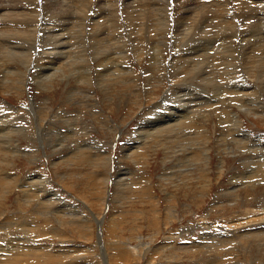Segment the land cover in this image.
Returning a JSON list of instances; mask_svg holds the SVG:
<instances>
[{"label":"rangeland","instance_id":"obj_1","mask_svg":"<svg viewBox=\"0 0 264 264\" xmlns=\"http://www.w3.org/2000/svg\"><path fill=\"white\" fill-rule=\"evenodd\" d=\"M224 1L217 0V6H220L222 9H224L223 6H227L229 11L227 8H225L226 10L224 9L225 11L221 9L216 11L218 7H215V5L214 11L209 10V8L204 10L206 12L203 11L206 16L209 15V18L211 16L210 20H218L217 22L222 23V25L218 24L221 28L225 26V23H223L225 21L222 20L223 17L221 15L223 14L227 18L228 16L224 13L226 12L228 13L227 15L234 16L236 11L234 6L241 5V2L264 8V0H227L226 5L223 4ZM44 2L45 0H36V3L41 4V6ZM103 2L105 1L101 3L102 9L100 6L102 12H109L111 9L117 8L120 10V14L117 13L120 19H124L126 14L121 10L119 0H115V2L108 0L106 1L107 3ZM149 2H144L143 5ZM37 4L36 9L38 10ZM137 4L142 5V1L137 0L131 5L136 7ZM87 9L88 7L85 10L89 13L90 8ZM199 14H194L197 15L194 17L202 16ZM121 15H123V18ZM217 15L220 16L218 17ZM40 16L42 17L43 15L41 14ZM43 19L40 24L44 22ZM105 19V17H102L100 20ZM120 19L119 21L122 22ZM232 19L234 18L232 17ZM254 19L252 20H257V18ZM236 20L234 22L240 24L238 19ZM188 22L187 27H185L187 29L190 27L195 29L191 32L196 33V37H199L197 40L200 42L203 39L206 40V36L200 34L198 31L197 22L193 23L191 21L193 24L190 21ZM205 22L208 26H205ZM205 22L203 23V27L205 26L204 30H213L212 32L215 35V28L211 27L206 20ZM172 25L174 28V25H176L175 20ZM261 25L264 27V23ZM40 26L42 27V24ZM88 28L85 31L83 30L79 38L80 41L78 40L79 42H77L82 45L86 40V47L88 46V49L90 48L89 50H92L90 46H93V44L97 45L96 43L101 42L102 37L99 32L98 37L95 31L90 30L92 26L90 27L89 25ZM219 28L217 27L216 29ZM241 28L243 30V27ZM105 31L106 34H110L112 37L118 36L115 32H112V34L110 31L107 33L108 30ZM39 32L40 34H38L37 38L39 41L35 39L31 47L33 56L38 54L41 56L42 51L46 50L44 48L50 42L49 38L46 41H41L39 37L44 32ZM91 36L93 38L95 36L97 37L92 39ZM107 36L105 35V38ZM171 37L172 35L169 34L165 39L169 45H171ZM138 38L140 39L139 41L137 40L138 42L136 41V44L143 46V51L141 52H144L146 56L141 54L143 57H141L142 63H140V61L136 60L134 53H128V62L139 73L138 78L135 80L127 81L124 78H115L113 81L91 79L90 81L84 80V84L79 83L76 85L77 81L81 80L68 76V72L66 71L63 76L60 77L58 75L55 77L54 80L56 81L52 80V83L49 82L43 86L39 81L37 82L36 74L34 73L43 70L44 67H38L36 63L32 62L27 71L29 76L25 80L26 84L22 85V89H25L23 92L22 90L19 92V90H16L12 86L8 87L7 85L4 88H0V108L2 109H0V113L3 111L10 114L15 113L10 119H15L16 121L12 120L10 124H22L25 128L29 127L31 129L30 136H24L23 138V135H19V132L22 133L19 130L20 127H14L16 129L12 133L14 140L9 141H11V144L14 142L19 144V152H15L16 155L14 154V150H11L12 147L8 148L9 145L5 143V141H8L5 140L3 142L1 140L3 146H1L0 156H6L7 160H3L0 157V168L14 175L12 176L14 179L12 183L15 182L13 184H17V186L15 187L11 182L6 184L7 182L5 180L3 182L0 180V193L4 188L7 189V195L5 194L4 198L0 199V248L6 247L9 241H11V238L21 245L31 240L33 241L32 245L39 248L37 253H47V255L25 258L23 261H26L28 264H72V261L73 264H92L94 262L96 264L97 262L102 263L104 261L101 255L99 256L101 250L97 248L98 236L102 233V239L107 248L108 264H264V237H248L242 239L241 243H238L239 240L235 237L239 233H242L243 236H250L251 234L247 231L249 228H256L260 231L259 227H261L264 230V180H262L264 176H259L258 180L257 178H255L256 180L254 179L256 182L255 186L243 183L245 182L243 176L247 170L251 169V163L253 162L251 159L255 154L241 141L239 144L240 147H236L232 136L227 132L223 136V139L229 137L228 139L226 138L228 141L221 140V135L224 133L226 127L230 124L232 125L231 120L233 122L235 121L232 119L234 112L240 111L241 108L244 109L243 107H239L241 103L237 104L238 102L236 101L234 103L230 95L227 94L229 97H227V102L234 110L230 111L231 114L229 113L227 115L226 120L225 118L221 119V113L218 109V107H221V104L219 106V104L213 102L215 99L212 95V81L200 82L197 78L193 79L197 89L186 90L188 91L187 94H192H188V97L192 99V108L188 109L192 110L190 112L192 119L197 120L196 131L204 132L206 130L208 139L204 140L205 138H202L201 135L193 131L192 137L193 139L195 138L194 141L196 142H193V147L198 150L196 151V155L198 156H195L191 160H187L188 158L185 157L183 151L185 152L187 148H192L189 141L193 140H181L180 143L185 142L186 144L184 143V145L187 146V148H182V144H179L177 141H166L162 138L163 136H157L155 130H150L154 122L162 119V113H169L166 112L165 106L168 102L170 104L175 103L174 93L178 94L177 97H181L184 93L182 92V87H174L176 86L175 76L183 79L185 74H176L173 67H171V61L175 60L172 62L175 63L179 58L189 63L190 61L201 62L199 64L201 67L198 66L201 70L197 71L196 69V75L200 76L204 72L203 70L206 71L208 66L211 68L212 64H206L207 62L202 63V59H199V57L202 58L203 56L198 55L206 53L207 51V54H213V48H207L206 50L190 48L198 43H196L197 40L195 41L196 44L188 40V42L185 41L179 44L186 46L173 47V49L171 46H163L161 47L163 49L160 51V47L158 48L159 50L153 48L156 45V40L160 37H156L155 35L152 39L148 36L145 38L140 36ZM89 39L90 41H88ZM232 40L237 45H242L240 38H234ZM105 41L107 40L104 39L103 43ZM217 42L220 44L221 40ZM217 42L215 43L216 47L219 46ZM121 43L118 45L121 47L125 46V42ZM74 46H77L73 51L74 56L76 59H79L86 52L82 47L84 45L79 47L74 42ZM215 46L214 49L216 48ZM259 49H262V47L259 46ZM151 53L152 55L158 53L154 56L163 57L161 63L153 62L154 59L152 58L151 60L150 58L152 56ZM101 57L96 62H92L93 70L98 69V61ZM45 59L48 60V58ZM95 63L97 64L95 65ZM7 65L13 67L21 66L17 61L13 64L9 62ZM163 65L166 66V69H164L165 66L163 67ZM192 65L193 63L189 64V66ZM148 69L149 71H147ZM160 70L163 71L161 72ZM145 73L152 77L154 75L150 82L149 80L151 78L146 79L147 77H144ZM236 74L237 82L247 79L246 83L252 86L260 82L256 77L251 79L245 75L241 67L237 68ZM2 75L3 73H0V78L3 77ZM160 75L165 79L160 81L158 79ZM168 77H170V80ZM225 82L233 84L234 81L232 82L230 78L221 80V84ZM77 86L79 87V94H76L77 91H74ZM206 86L208 89H205ZM144 87L146 88L144 89ZM149 87L150 90L153 89L154 91L151 98L146 97ZM261 88H259L256 94L264 101V95H262L261 91L263 87ZM138 89L140 90L138 91ZM89 90L91 91V100H88L89 97H87ZM169 91L170 93L166 95L165 92L167 93ZM163 94L166 96L164 97ZM197 94L206 95H203L204 97H208L207 94H209L210 101L211 99L212 101L207 102H210L212 106L205 105L201 107L199 105L200 100L195 99ZM236 94L242 95V92ZM30 95L34 99L33 101H35L33 103H35V107L37 108L35 110L36 116L42 120L43 129L40 131L35 127V122L32 120L34 118L32 116L30 118L28 110L23 108L25 105L31 103ZM171 95L173 96L172 101H170ZM161 99H163V102ZM201 99L203 98L201 97ZM250 99L252 97L248 96L247 101ZM154 105L157 108L153 109L152 106ZM12 109L14 110L13 113ZM247 111H241V119L243 122L241 125L242 130L238 131L241 137L238 138L240 140H250V143L255 145L264 143V113L254 114L250 110ZM203 115H205V118ZM209 117H211L210 120ZM202 118L205 120H201ZM162 125L160 124L158 126ZM16 131L18 135L14 134ZM147 131L151 135L149 136L150 138L145 137ZM61 134L62 136H60ZM152 135L154 137L157 136L155 137L157 140H153ZM197 138L200 140H196ZM136 141H145L146 144L142 147V151L140 150L137 154L133 155L130 152H134V148L132 151H128L127 147L135 144L134 142ZM203 143L204 145L208 143V146L210 148L212 147L209 151L210 169L207 171L210 175L209 180L204 179L202 172L203 163L196 158L202 156L204 150ZM16 144L14 145L16 146ZM219 145L223 146L220 148ZM137 146L135 144V147ZM82 148L84 149L82 150ZM224 148H226L225 151L222 150ZM8 150L10 153H7ZM95 151L99 154V157L102 154L101 151L106 153L103 157L108 153L113 154L110 167L105 165L106 161L97 157L98 154ZM256 152L258 155L257 159L260 160L263 152ZM11 154L13 155L11 156ZM8 160L13 162L11 166L7 163ZM186 166L191 171L181 173L180 171H185ZM186 174H189V176ZM32 176H34V184L28 187L22 186L26 183L28 185V182H31L29 179L33 178ZM101 176L103 178L105 176L106 178L103 179ZM41 177L45 180L44 185L40 183ZM145 180H148L151 184L149 188L147 187V191L143 187ZM127 185L131 188L129 186L127 187ZM235 186L236 188H234ZM22 187L25 189H34V193H25V191L23 193ZM149 189H151V192ZM50 191L58 193V196H52L54 198L48 201ZM148 192L152 193L154 197L151 198L152 196L151 194L148 195ZM34 194H39V198ZM43 199L47 201L43 202ZM94 214L101 219L102 230L98 229L100 227L97 222H94ZM259 216L261 217L259 218ZM81 218L83 223L80 220ZM84 220H88L89 222L87 221V223L89 224H86ZM242 235L239 236V239H241ZM202 237H205L203 238L204 240ZM224 239L227 240L225 243L222 241ZM116 241L122 243L116 245ZM213 244L216 249H219V252H222L216 255L215 247H211ZM205 245H208V247H205ZM222 245L224 246L222 247ZM234 246H237L238 251H233L232 248ZM135 249L137 252H135ZM49 253H52V255L50 256ZM121 253H124V255L121 256ZM53 255L56 256L52 258ZM62 255L68 256L63 257ZM41 257L44 259H41ZM23 261L21 259L18 264H26Z\"/></svg>","mask_w":264,"mask_h":264},{"label":"bare ground","instance_id":"obj_2","mask_svg":"<svg viewBox=\"0 0 264 264\" xmlns=\"http://www.w3.org/2000/svg\"><path fill=\"white\" fill-rule=\"evenodd\" d=\"M102 1L106 2L107 0H45L43 5L41 6V4L36 3V0H0V73H3V75H2L3 77L0 78V88H4L7 85L8 87L12 86L16 90H19V92L21 90L23 92L25 89L24 90L22 89L23 88L22 85L26 84L25 80L27 79V76H29V73L27 71H28L29 65L32 62L36 63V65H38V67H44L43 70H40V71L34 73V74H36L35 77H36L37 82L39 81V83H41L43 86H45L49 82L52 83V80H54V78L57 77L58 75L60 77L63 76L66 71L68 72V76L81 80V81H77L76 85H78L79 83L84 84L85 83L84 80L90 81L91 79L113 81V79H115V78H124L127 81L135 80L138 78L139 73H137V70L133 67V65L128 62V53L129 52L134 53L136 60H138V61H140V63H142L141 57H143L142 55L144 54V52L143 53L141 52V51H143V48H142L143 46L136 44V41L137 40L139 41V39H140L138 37L143 36L145 38L148 36L150 39L154 38L155 35H156V37H160V38H158V40H156L155 47H153L156 49H158L160 47V51L163 49V48L161 49V47H163V46H165V47L171 46L172 49H173V47L177 48L180 46H186V45H179V44L183 43L185 41L188 42V40H190L192 43H195V41L199 38V37H196L195 32L192 33L193 29H194L193 27H190L189 29L186 28L187 27L186 25H188L187 22L188 21H190V22L192 21L193 23L197 22L196 25H198V29H199V30L198 29L197 30L200 32V34H203L204 36H206V40L201 38V39H203V40L200 39L201 42L197 40L198 42L196 41V43H198V44L194 45L190 48L205 49V50L207 48L208 49L213 48L212 49V50H214L213 54H211V53L207 54L208 53V51H207L206 53L198 55V56H203L202 58L199 57V59H202L201 60L202 63H205V62H207L206 64L210 63V64H212V67L209 68V66H208V69L206 71L203 70L204 72L200 76H197L196 75V69H197V71L201 70V68H200L201 65H199L201 62L190 61V63H193V65L189 66L190 63L188 61H184V60L179 59V58L175 63H172L175 60L171 61V64H172L171 67H173L176 74H179V75L180 74L183 75L182 73L185 74V77H183V79H180L177 76H175V82H176L175 85L176 86L174 87V88L182 87V89H183L182 92H184V93L182 94L181 97H177L178 94L174 93V90L172 89V92L174 93L175 103L174 104H170L169 102L167 103V105L165 106L166 107L165 110H166V112H169V113H166V114L162 113L163 114V115H161L162 119H159L158 121L154 122L151 125L150 130H155L156 135L160 136V137L163 136L162 138H164V140H166V141H168V140L177 141L179 144H182V148H187V146L184 145L185 142L180 143L181 140H185V139L186 140H193V141H189L190 146L192 148H187L186 149L187 152L183 151V154L185 155L186 158H188L187 160H189V159L191 160L195 156H198V155H196V151H198V150L195 147H193L194 146L193 142H195L194 141L195 138L193 139L192 133H193V131H195L196 134H199L202 136V138H205L204 140L208 139V136L206 135V133H207V132H205L206 130L204 132H201L199 130L196 131L197 130V126H196L197 120L192 119V117L190 116V114H191L190 112L192 110L188 109V108H192V105H191L192 99H191V97H188L189 93L187 94L188 91H186V90H196L197 89L196 84L193 80L195 78L199 79L200 82L212 81V87H213L212 95L214 96L213 98L215 99L213 102H215L216 104H219V106L221 104V107L220 108L218 107V109L220 110V113H221V119L225 118V120H226V117L230 113V111L234 110L231 108V106L227 102V97H228L227 94L230 95V98L232 99V101H234V103H235V101L238 102L237 104L241 103L239 105V107L244 108V109L241 108V110L238 112H234L233 117L230 115V117H232V119H234L235 121L233 122L231 120L232 125L230 124L229 126L226 127V129L224 130V133L221 135L222 136L221 140L228 141L227 139L229 137L228 138L226 137L227 139L226 138L223 139V136L227 132L228 134H230V136H232V140L235 143L236 147H238V148L240 147L239 144L241 141V142L245 143L249 147V149H251L253 151V153L255 155L252 156L253 158L251 159L253 161L251 163L252 167L250 169L248 164H247V166L250 170H247L246 174H244L243 178L245 179V182H243V183L248 184V185L250 184L251 186H255V184H256L255 178H257V180H258L259 176H264V151H263L264 150V143L255 145V144H251L250 140H244V139L240 140L238 137H241V134L238 131L242 130L241 125H242L243 120L241 119V111L250 110L254 114L264 113V101L262 99H260V97L256 94L258 92L259 88L263 87V90H261L262 88L260 90L262 91V95H264L263 94L264 93V27H263V25H261L264 23V8L263 7L260 8L258 5L253 6L251 4L248 5L245 2H243V3L241 2L240 3L241 5L234 6V8L236 9V11L234 10L235 11L234 16L227 15L228 13H226V12H224V13L229 18L228 17L225 18L223 14L221 15L223 17L222 20L225 21V22H223V23H225V26L224 27L222 26L223 28H221L218 24L222 25V23L217 22L218 20H215L216 22L213 21L212 19L210 20L211 16L209 18L208 17L209 15L206 16L204 13V12H206L204 10L208 9V8H209V10L214 11V5H215V7L217 6V0H141L142 5L144 2H147V1L148 2L150 1V2L147 4L145 3L143 6L140 4H137L136 7H134V5H131V4L135 3L137 0H119V3L121 4L120 7L122 8L121 10L123 11V13L126 14L123 20H121L119 15L117 14L120 11L117 8H113L109 12H102L100 10V6L102 5L101 4ZM108 1L115 2V0H108ZM219 1H223V0H219ZM231 1H233V0H231ZM258 1H263V0H258ZM105 2H103V3H105ZM36 4H37L38 10L36 9ZM223 4L226 5L227 0H225ZM229 5H231V4H229ZM141 6H142V8H141ZM73 7H74V9H73ZM86 7H88V9L90 8L89 13H88V11L86 12V10H85ZM102 8L103 7L101 6V9ZM105 8H106V6H105ZM223 8L224 9L227 8V10L229 9L227 6H223ZM218 9L224 10V9L220 8V6L217 8L216 11H218ZM37 11H39V12H37ZM91 13H93V15H91ZM196 13H200L202 16L194 17V16L198 15V14L194 15ZM41 14L43 15L42 17L40 16ZM102 14H103V16H102ZM210 14H212V13H210ZM220 14H221V12H220ZM122 16L123 15H121V17ZM102 17H105L106 19L101 21L100 19H102ZM174 17H175V19H174ZM232 17L235 20L232 19ZM214 18H215V16H214ZM254 18H257V20L254 21L255 20ZM42 19L44 20V22L41 23L42 24V27H41L40 22ZM119 19L122 22H120ZM204 19L211 25V27L215 28L214 29L216 31L215 35L213 34L214 32H212L213 30L212 31L204 30L205 26H208V24L205 22ZM236 19H238L240 24L234 22V21H237ZM252 19H254V20H252ZM174 20H175L176 25H174V28H173L172 23L174 22ZM222 20H221V22H222ZM204 22L206 23V25L203 27ZM89 25H90V27L92 26V28L90 30L95 31L97 33L98 37H99V35H98V32H99L100 36L102 37L101 42H97L96 43L97 45L93 44V46H90L93 51L89 50L90 48L88 49V46L86 47V45H85L86 40L84 43L81 42V43H83L82 45H84V46H82L80 43H78L80 41L79 38H80V35H82L83 30L84 31L87 30ZM40 27H41V29H39ZM217 27L218 28L220 27V28L216 29ZM241 27H243V30H241L242 29ZM88 30H89V28H88ZM105 30H108L107 33L109 31H110V33L115 32L118 34V36L112 37V35L106 34ZM39 31L44 32L43 35H40L41 36V37H39L40 40L46 41L49 38V41H50L49 45L50 44L51 45L50 46L47 45V47L44 48V49H46L44 51H42L43 49L39 50V51H42L41 56H39L38 53H37L38 55L33 56L32 51H31V49H32L31 47H32L35 39L37 40L38 34H40ZM95 32H93V33H95ZM169 34L172 35V37L170 38L171 39V45H169L168 42L165 40ZM200 34H198V36L201 37ZM105 35L106 36L108 35L107 38H105ZM97 36H95V37H97ZM94 38L92 37V39H94ZM231 38L232 39L240 38L242 45H237V43H234ZM16 39H18V40H16ZM104 39L107 41H105L103 43ZM51 40H52V42H51ZM219 40H221L220 44L217 42ZM37 41H39V40H37ZM72 41L76 42V45H78L79 47L82 46L83 50L86 51L84 54H82L80 56L79 59H76L74 56L73 51L75 48H77V46L75 47L74 42H72ZM88 41H90V39ZM47 42H46V44H48ZM121 42H125L124 43L125 46L121 47L120 45H118V44H122ZM216 42L219 44V46H217V47L215 46ZM46 44H44V45H46ZM214 46L216 47L215 49H214ZM259 46H261L262 49H259ZM145 47H146V45H145ZM145 47H144V49H145ZM151 47H149V48L151 49ZM164 49H167V48H164ZM83 50H80V51H83ZM202 51H204V50H202ZM155 54L156 53H154V55ZM151 55H152V53H151ZM154 55H152L153 57L152 56L150 57L151 60L153 58L154 59L153 62L161 63V59L163 57L160 58V56H154ZM173 56L175 57V55H173ZM99 57H101V58L98 61V69L93 70L92 69V67H93L92 62L93 63L96 62ZM45 58H48V60ZM42 60H43V62H41ZM15 61H17L19 64H21V66L13 67L11 65H7V64H9V62H12V64H13V63H15ZM162 61H164V60H162ZM153 62L151 61L152 64H153ZM96 64L97 63H95V65ZM158 66H160V65H158ZM158 66H157V69H158ZM164 66L165 65H163V67ZM198 66H200V67H198ZM238 67H241L243 69L245 75H247L249 78L254 79L256 77L260 80V82L255 83L253 86L248 85L246 83L247 79L241 80L240 82H237L236 81L237 74L235 75V73H237ZM155 69L156 68H154V70ZM164 69H166V66ZM147 71H149V69ZM147 71H144V72H147ZM155 71H157V70H155ZM169 72H171V71H169ZM151 74H153V73H151ZM144 77H147L146 79L151 78L149 80V82H150L153 79L154 75L152 77L151 75L148 76V74L145 73ZM168 78L170 80V77H168ZM225 78L226 79L230 78L232 82L234 81L233 84H229L226 82L221 84V80H223ZM158 79L160 81H162V79H165V78L161 77V75H160V77H158ZM238 79H240V78H238ZM54 81H56V80H54ZM149 82H148V84H149ZM59 83H60V81H59ZM145 88L146 87H144V89ZM153 88H154V86H153ZM78 89H79V87L77 86V88L74 90L75 92L77 91L76 94H79ZM140 89H138V91ZM205 89H208L207 86ZM209 89H212V88H209ZM149 90H150V87H149ZM149 90L147 91L146 97L151 98V96L154 94V91L152 89V90H150V91H152L150 93ZM198 90L200 91V89H198ZM176 91H177V89H176ZM240 92H242V95L236 94V93H240ZM144 93H146V92H144ZM168 93H170V91L167 93L165 92L166 95ZM204 93H205V91H204ZM134 94H135V92H134ZM166 95L163 94L164 97ZM189 95H192V94L190 93ZM203 95L197 94V97H195V99L200 100L199 105H201V107H203L205 105L206 106H212V104L210 103L212 101V99L210 101L209 94H207L208 97H204L206 95H204V96ZM163 96H162V98H163ZM239 96H241V97L239 98ZM248 96L252 97V99H250L249 101H247ZM87 97H89L88 100L90 98H92L90 90H89V94ZM201 97L203 99H201ZM172 98H173V96L171 95V99L169 98L170 101H172ZM94 99H95V97H94ZM144 99H146V98L144 97ZM231 99H229V100H231ZM30 100L29 101L31 103H29L28 105H25L23 108L28 110L30 118H31V116H32V118H34L32 120H34V122H35V125H36L35 127L38 129V131H40L43 129L42 120L38 119V117L36 116L35 110H37V108L35 107V103H33L35 101H33L34 99L31 97V95H30ZM161 101L163 102V99H161ZM164 101H165V99H164ZM207 101H210V102H207ZM156 103H158V102H156ZM90 105H91V103H90ZM155 105L157 106V104H155ZM155 105L152 106L153 109L157 108V107H155ZM232 105H233V102H232ZM91 107L93 108V106H91ZM235 107H237V106H235ZM238 110H239V108H238ZM13 112H14V110L12 109V113ZM247 112L249 113V111H247ZM14 114H10V113H7L5 111L0 113V151H1V146H3V143L1 140H3V142L5 140H7L8 142L5 141V143H7L9 145L8 148L12 147L11 150H14V154H15V152H19V146H18L19 144H16L15 142L13 144H11V141H9V140H14L12 133L16 130L15 126L20 127L19 130H21L22 133L19 132L18 130L17 131L19 132V135L20 134H21V136L23 135L22 136L23 138H24V136L25 137L30 136V130L31 129L29 127L25 128L24 126H22V124H20V125L19 124L15 125V123L10 124V122H12V120L16 121L15 119H12V120L10 119L12 117V115L14 116ZM205 115H206V113H205ZM205 115H203V117ZM207 115H209V114H207ZM210 116H212V115H210ZM204 118H202L201 120L204 121L205 120ZM210 118L211 117H209V120H210ZM18 119H19V117H18ZM34 122H32V123H34ZM160 124H163V125L158 126ZM202 124H204V123H202ZM176 127H178V128H176ZM186 129H189V130L186 131ZM17 131H16V133H14L15 135L16 134L18 135ZM56 132H58V131H56ZM229 132H231V133H229ZM237 132H238V135H237ZM66 135H68V134H66ZM60 136H62V134ZM149 136H151V135H150L149 131H147V135H145V137L147 138ZM157 136H155V137H157ZM188 136H190V137H188ZM246 136L248 137V135H246ZM155 137L153 136V140H157ZM28 139H30V138H28ZM158 140H160V139H158ZM196 140H200V139L197 138ZM201 140H203V139H201ZM206 142H208V141H206ZM134 143L138 146L135 147V144H133V145L127 147L128 151H132V149L134 148L135 151L130 152L133 155L137 154L140 150L142 151V147H144V145L146 144L145 141H143V142L136 141ZM226 143H225V145H226ZM14 144H16V146ZM179 144H177V145H179ZM218 144H219V142H218ZM203 145H204V143H203ZM221 146H223V145H221ZM221 146H220V148H221ZM211 148L208 146V143H207L206 145H204V150L202 152V156L196 157L199 160H201V162L203 163L202 172H203L204 179H206V180L210 179V175L207 173V171L210 169L209 165L211 162H210V155H209L210 152L209 151ZM226 148H224L222 150L225 151ZM232 148H233V146H232ZM83 149L84 148H82V150ZM256 151L263 152L260 160L257 159L258 155H257ZM8 152H9V150L7 151V153ZM101 153L102 154H100V157H99V154L97 153L98 154L97 157L100 158L101 160L106 161L105 165H108L110 167L113 154L108 153L106 156L103 157V155L106 153L103 151H101ZM227 153H228V151H227ZM139 154H141V153H139ZM222 154L224 155V153H222ZM12 155L13 154H11V156ZM227 156H228V154H227ZM0 157L3 160H7L6 156H0ZM103 158H105V159H103ZM135 160H136V158H135ZM243 160H245V159H243ZM7 163L10 164L9 166H11L13 164V162L9 161V160L7 161ZM243 163H244V161H243ZM188 168L189 167L186 166V168L184 169L185 171H180V172L181 173H183V172L188 173L191 171ZM186 175L189 176V174H186ZM12 176H14V175H11V173H9V172H5L3 168H0V180L2 182H3V180H5L7 182L6 184H8L9 182L12 183V180H14ZM32 177L33 178L29 179L31 182H28V185L26 183L25 185H22V186L28 187L30 185H33L34 184V176H32ZM35 177H37V175H35ZM104 178H106V177L104 176ZM108 178H110V177H108ZM262 180H264V179H262ZM240 181H242V180H240ZM141 182H142V180H141ZM13 183H15V182H13ZM13 183H12V185H14ZM40 183L42 185L45 184V180L43 177L40 178ZM108 184H109V182H108ZM129 185H127V187ZM131 185H134V184H131ZM149 185H151L149 183V181L145 180V183L143 184L145 191L148 190L147 187L149 188ZM14 186L16 187L17 184ZM106 186H108V185H106ZM22 188H23L22 189L23 193H24V191H25V193H31L34 191V189H27V188L25 189L24 187H22ZM234 188H236V186ZM138 189L140 190L139 187H138ZM150 190L151 189H149V191ZM6 192H7V189L4 188V190H2L0 193V199L4 198ZM36 192H37V190H36ZM147 194L148 195L151 194V196H152V197L150 196L151 198L154 197L152 195V193L148 192ZM34 195L37 197L39 196V194H34ZM48 196H50V198H48V201H50V200H52L51 198H54L52 196H58V193L50 191V194ZM44 201H47V200L43 199V202ZM263 209H264V207H263ZM78 214H80V213H78ZM87 217H89V215H87ZM260 217L261 216H259V218ZM90 218H91V216H90ZM80 220H82V218ZM84 221H86V224H89V223H87L88 220H84ZM90 221H91V219H90ZM94 222H97L98 226L101 229V219H99V217L96 216L95 214H94ZM82 223H83V220H82ZM87 227H89V226H87ZM259 229H260V231L256 228H249V230H247V231H248V233L251 234L250 236H243L242 233H239L235 237H236V239L239 240L238 243H241L242 239H245L248 237H257V238L258 237H264V230H262L261 227H259ZM229 232H230V230H229ZM240 235H242L241 239H239ZM220 236H222V235H220ZM203 238H205V237H202V239ZM98 239H99V241H98V247L97 248H99L101 250V254H99V256L101 255V257L103 258L104 264H108L107 248H106V245L104 244V240L102 239V233L99 234ZM26 240H28V239H26ZM200 240H199V242H201ZM222 241L225 243V241H227V240L224 239ZM32 242L33 241L29 240V241H27V243L21 245V244H18V242L16 243L14 241V239L11 238V241H9V243L7 244L6 247L0 248V250L2 251L0 253V264H18V262L21 259L23 261V260H25V258H29L30 256L35 258V257H37V255L39 257L41 255H45V256L47 255V253H37L39 248L32 245L33 244ZM115 243H116V245H118V243L121 244L122 242L116 241ZM201 245H203V244H201ZM1 246H3V245H1ZM206 246L208 247V245H205V247ZM223 246L224 245H222V247ZM211 247H215L214 244ZM136 249H137V247H136ZM215 249H216V247H215ZM232 249H233V251H238L237 246H234ZM137 250L135 252H137ZM215 252H216L215 254L217 255V253H220L222 251L219 252V249H216ZM49 255L51 256L52 253H49ZM120 255L123 256L124 253H121ZM55 256L56 255H53L52 258ZM57 256H60V255H57ZM67 256L68 255H65L63 257H67ZM42 258L43 257H41V259ZM61 259H60V261H62ZM74 260L76 261V259H74ZM43 261H45V260H43ZM23 262L28 264L26 261H23ZM56 262H58V261H56ZM103 262L102 263L97 262L96 264H103ZM61 264H63V263H61ZM72 264H73V261H72ZM84 264H88V263H84ZM92 264H95V262Z\"/></svg>","mask_w":264,"mask_h":264},{"label":"water","instance_id":"obj_3","mask_svg":"<svg viewBox=\"0 0 264 264\" xmlns=\"http://www.w3.org/2000/svg\"><path fill=\"white\" fill-rule=\"evenodd\" d=\"M100 229V228H99Z\"/></svg>","mask_w":264,"mask_h":264}]
</instances>
